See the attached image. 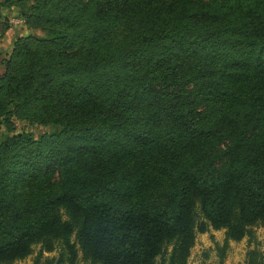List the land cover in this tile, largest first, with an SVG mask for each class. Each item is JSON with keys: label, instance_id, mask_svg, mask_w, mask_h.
Returning a JSON list of instances; mask_svg holds the SVG:
<instances>
[{"label": "trees", "instance_id": "16d2710c", "mask_svg": "<svg viewBox=\"0 0 264 264\" xmlns=\"http://www.w3.org/2000/svg\"><path fill=\"white\" fill-rule=\"evenodd\" d=\"M17 1L48 29L0 59V261L185 264L210 226L222 264L264 219V0Z\"/></svg>", "mask_w": 264, "mask_h": 264}, {"label": "rangeland", "instance_id": "374dc122", "mask_svg": "<svg viewBox=\"0 0 264 264\" xmlns=\"http://www.w3.org/2000/svg\"><path fill=\"white\" fill-rule=\"evenodd\" d=\"M21 8L17 0H0V59L8 55L13 41L19 35L47 36V26L26 23L25 17L21 14ZM16 126L17 128L26 127L35 134L50 130V128L43 126L28 125L24 121H16ZM4 131L5 129L0 127V138ZM249 228L250 233L248 235H244L238 240H228L227 246L223 250L222 264H249L247 254L252 249L258 250L264 259V219L256 221ZM224 232V228L213 229L210 226L204 232H197L194 243L189 248L185 264H218L221 248L224 245ZM171 249L170 244L167 251L156 258V264L168 259ZM59 250L60 246L57 244L51 251H48L42 243H36L32 246L29 255L8 263L0 261V264H34L36 262L47 264L48 259L56 257ZM77 262L78 264H91L89 260L83 258L80 252Z\"/></svg>", "mask_w": 264, "mask_h": 264}]
</instances>
